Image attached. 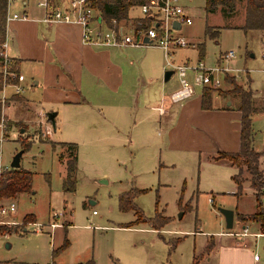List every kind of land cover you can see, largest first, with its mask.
<instances>
[{
  "label": "rangeland",
  "instance_id": "obj_1",
  "mask_svg": "<svg viewBox=\"0 0 264 264\" xmlns=\"http://www.w3.org/2000/svg\"><path fill=\"white\" fill-rule=\"evenodd\" d=\"M179 1L191 17V23H183L176 33L189 44L174 53L172 49L173 63L186 61L192 65L202 61L206 68L228 67L229 71L219 73L218 86H204L208 88L207 96L217 93L238 104L228 79L232 78V82L251 91L253 104L258 111H264V31L240 27L244 2L238 1L235 11L225 14L220 7L206 12L204 0ZM14 10L19 11L20 6L12 3L10 13ZM131 13H139V9L135 7ZM206 26L217 28L218 34L213 37L205 33ZM198 43L203 44V58L198 56ZM227 50H233L234 57L219 59ZM127 51L136 58L161 61L164 68L158 75L154 74L158 79H163L165 70H173L166 63L164 50L157 45L147 44ZM20 72L27 79L22 93L35 104L36 115L48 111L60 113L61 104L54 97L31 90L29 66L22 65ZM186 74L188 80L198 84L191 70ZM178 85V75L173 72L163 80L164 95ZM195 88L194 96H197L200 88ZM13 104L26 114L22 118L14 112L4 115V105L1 107L0 169L9 168L12 156L30 140L19 159L20 167L32 174L30 189L10 199L15 203V218L31 212L36 219L27 215L19 224L0 227V264L8 259H32L36 264H73L87 258L94 264H264V236H248L247 242L241 240L235 245L233 237L223 233L235 229L237 224L234 221L233 228H226L220 207L232 209L234 219L247 225L249 231L261 230H250L251 223L257 222L249 218L255 208V198L254 191L247 187L250 175L245 166L241 167L244 188L237 193L231 178L236 172L234 166L211 156L215 153V143L230 142V122L224 125L222 118L213 117L197 128L182 121L179 124L176 116L171 122L151 125L147 130L143 123H137L131 131L132 122L112 125L101 119L76 127L72 119L76 120L79 114L63 109L53 127L42 116L40 122H32L33 115L25 110L24 100ZM251 127L259 147L264 138V115L253 118ZM177 138L183 145L181 149L175 146ZM62 142H74L78 147L73 190L67 189L63 182L66 148ZM132 187L146 188L132 200L144 216L161 221L159 229L141 230L137 227L143 222H134L137 216L134 208L119 209V193ZM260 201L264 205L261 197ZM66 217L72 222L66 232L64 227L56 228L51 235L48 228L34 232L31 226L26 227L27 231L20 227L28 220L46 223L48 218L64 225ZM15 218L11 215L8 219L18 221ZM64 236L70 244L58 248ZM210 240L214 245L212 251L206 249ZM232 246L233 251L228 249ZM253 254L258 258L253 260Z\"/></svg>",
  "mask_w": 264,
  "mask_h": 264
},
{
  "label": "crops",
  "instance_id": "obj_2",
  "mask_svg": "<svg viewBox=\"0 0 264 264\" xmlns=\"http://www.w3.org/2000/svg\"><path fill=\"white\" fill-rule=\"evenodd\" d=\"M38 1L7 0V13L12 12L11 5L13 3L20 6L19 11L14 10L16 13L27 15L26 19H11L6 22L5 50L7 55L15 62L16 70L19 73H22L20 72L22 65L29 66V71L32 74L31 82L29 83L32 91L40 90V94L54 97L61 104L62 110L69 109L73 110L76 115L79 114L76 120L72 119L76 127L93 123L95 119H101L112 125L118 123L126 125L132 122L130 125L131 131L137 123H143L144 130H147L152 128L151 125L161 126L164 122H171L178 116L179 124L182 121L199 128L200 124L205 120L220 117L223 119L224 125H228V122L231 124V140L225 144L222 142L215 143V153L211 156L217 160H226L234 166L237 172L238 168L236 165L226 158L217 157V155L220 151L236 152L239 150L240 112L237 109L238 104L235 105L233 100L217 93L207 96L206 92L203 99L202 87L204 85L195 84V82H193L194 93L190 98L181 102V104L171 101L168 95H164L163 79H158V76H154L155 73L158 75L161 69L164 68L161 61L144 60L143 58L128 55L127 49L139 46L83 43L80 36L81 29L77 23L47 22L43 19L45 14L55 7H68L69 0H48L47 7L40 6ZM135 7L139 9V13H131V10L135 9ZM93 13L95 15L92 21L93 26L101 28L109 26L106 20L100 16L98 9L93 8ZM143 16L145 14L141 11L140 5H133L128 9V19L120 21L117 25L123 30L130 29L133 25L132 19L142 18ZM259 31L263 33L264 30ZM188 44L189 42L186 45ZM179 47L181 46L173 47V53ZM121 54L126 55L121 57ZM166 63L165 65H167ZM13 81L21 86V90L17 92L12 83L4 87L3 95L7 100L4 102V106L0 104L5 109L1 108L2 117L3 114L8 115V113L14 112L19 115L18 118H22L26 113L18 110L13 103L17 102V100H24L27 103L25 110H29L31 115H33L32 122L35 120L37 123L38 120L40 122L41 116L47 121L46 112L41 113V116L40 114L36 115L38 112L34 110L35 104L22 93L24 83L27 85L26 77L23 75L22 81ZM196 86L200 88V93L194 96ZM205 99H208V101ZM176 103L178 106L174 105ZM62 110H60V113L56 111L55 122L58 115L62 114ZM258 115H264V111L254 112L251 115V123L253 118ZM231 120L233 121L231 122ZM234 120L236 121L234 122ZM47 130L50 131L49 129ZM175 144L179 149L183 147L179 138H177ZM256 144V138L251 127V145L259 152L258 167L264 176V138L259 147ZM194 148H197V146L195 145ZM1 169L4 170L6 167ZM243 185L244 181H242L241 192L244 188ZM247 187L250 188L249 185ZM11 215L15 218V213ZM27 215H31V218L36 219L31 212H27L15 219L20 220ZM234 218L231 227L233 228L234 221H236L237 227L229 230L237 232L241 230L244 223ZM48 220L54 219L48 218ZM141 222H143L141 223L143 225L137 228L141 230L153 229L150 225H147V227L144 221ZM68 226L71 227L72 222L66 217L64 225L61 227H64L66 232ZM108 226L111 227V225ZM258 229H260L258 223H251L250 230ZM223 233L227 234L226 231ZM228 235L233 237L235 245H237L235 242L246 241L247 237L250 236ZM210 237H213V235H210ZM64 238L67 239L65 236ZM69 244L70 241L67 239V246ZM235 245L233 246L236 247ZM6 246H8L7 243ZM233 246L228 249L233 251ZM89 259H79L73 264L84 263ZM36 263L32 259H8L4 264Z\"/></svg>",
  "mask_w": 264,
  "mask_h": 264
},
{
  "label": "built area",
  "instance_id": "obj_3",
  "mask_svg": "<svg viewBox=\"0 0 264 264\" xmlns=\"http://www.w3.org/2000/svg\"><path fill=\"white\" fill-rule=\"evenodd\" d=\"M38 4L43 7H47L48 0H39ZM141 11L148 15L151 19V23L148 26L132 25L130 29L123 30L117 24L114 19L110 20L111 25L105 27H97L92 25L94 19L93 8L88 4L87 0H69L68 7L61 8L55 7L49 10L44 20L47 22H65V23H77L80 26L81 41L87 44L96 45H117V46H142L147 44L157 45L162 48L166 54L167 63L173 67V72L178 75L179 85L177 88L169 92L168 97L173 102H183L190 98L194 93L193 82L187 79V70H191L194 73V78L201 85H208L210 87H216L220 84L219 73L229 71L228 67H213L206 68L202 61H197L195 64L190 65L188 62H182L174 64L170 59L172 56V49L175 46H184L188 41L180 34L176 33L178 28L172 25V21L179 23V28L183 23H191V17L188 16L181 5L179 0H146L140 4ZM27 15L24 13H7L6 22L11 19H26ZM157 23V25H155ZM147 38V41L144 40ZM6 41L4 40L0 44V70L2 74V85L0 88V104H4L5 97L3 95V89L6 85L12 83L16 91L21 90V86L18 83L12 82L13 80L22 81L23 74L11 67L12 59L6 53ZM233 50H227L219 55L220 59H230L234 57ZM0 128L3 129V119L0 121ZM1 172V171H0ZM259 195L264 200V180L259 188ZM15 210V203L12 199L0 196V227L3 224H16L20 223V220H9L13 211ZM93 212H95L93 210ZM63 224L55 221L48 220L46 223L39 222L37 220H28L24 224H20L23 230H26L27 226L32 227V231L41 232L45 228L49 229V234L57 227H61ZM2 231H0L1 233ZM227 234H235L240 236H264V230L249 231L247 225H243L240 231L233 232L227 231ZM3 234H6L3 231ZM257 254H253V259H257Z\"/></svg>",
  "mask_w": 264,
  "mask_h": 264
},
{
  "label": "trees",
  "instance_id": "obj_4",
  "mask_svg": "<svg viewBox=\"0 0 264 264\" xmlns=\"http://www.w3.org/2000/svg\"><path fill=\"white\" fill-rule=\"evenodd\" d=\"M146 0H87L89 5L93 8L99 10L100 16L106 20L108 25H111L110 20L114 19L115 24L120 21L128 19V9L133 5H140ZM238 1L244 2V15L243 21L240 24L244 30L247 29H257L264 30V0H204V9L206 12H213L218 7L221 8L223 13L230 14L235 11L236 4ZM6 14H7V0H0V44L5 40L6 34ZM151 22L148 15L142 18H133L132 23L134 26L142 25L148 26ZM205 33H210L211 36L215 37L218 34L217 28H212L211 26H206ZM198 55L203 58L204 47L202 43L197 45ZM1 64V58H0ZM11 67L16 70L15 62L13 61ZM227 79V77H226ZM233 84L232 93L236 94L238 97L237 109L240 112V127H239V150L236 152H226L220 151L217 157L226 158L232 164L237 166V172L234 173L231 178L236 184V192L240 193L242 189L241 178V167L244 165L245 170L250 175L249 187L254 191L255 198V208L249 214V218L256 221L261 230H264V205H262L259 197V188L264 180L262 171L258 167V157L259 152L256 151L251 145V115L257 112V107L253 104L252 93L249 89H243L232 82V78H228ZM2 74L0 70V88L2 85ZM206 87L203 88L202 96L203 99L206 94ZM1 105H0V120H1ZM26 142L22 150H24ZM62 145L66 148V171L63 178V182L66 188L73 190L76 183V178L74 176L76 159H77V146L74 142H62ZM61 157V156H60ZM31 172L28 169L22 167H9L0 172V196L3 197H13L16 193L24 192L30 189L31 186ZM146 188L132 187L128 190L122 191L118 195V205L119 209L127 210L129 208H134L137 216L134 222L147 221L150 223V227L153 229H159L161 227V221L150 217L144 216L140 209L133 202L132 198L144 192ZM27 216H24L26 219ZM177 242V240H175ZM175 242V243H176ZM67 245V239L64 238L62 244L58 248H63ZM213 247L212 241H207L206 249L208 251ZM57 249H53L52 253H55ZM78 264H94L92 260H88L84 263Z\"/></svg>",
  "mask_w": 264,
  "mask_h": 264
},
{
  "label": "water",
  "instance_id": "obj_5",
  "mask_svg": "<svg viewBox=\"0 0 264 264\" xmlns=\"http://www.w3.org/2000/svg\"><path fill=\"white\" fill-rule=\"evenodd\" d=\"M155 25H157V23H155ZM172 25L175 28H179V23L177 21H172ZM145 41H147V38H144ZM173 73V70L168 69L164 71V75H163V80H167L170 75ZM55 115H56V111H48L46 112V119L48 120V122L51 123V125L53 127H55ZM21 131H23V129H21ZM22 153V149L17 151L11 158L10 161V166L11 167H19L20 166V156ZM219 211L223 214L224 216V220H225V227L226 228H231L232 226V222H233V217H234V212L232 209H228V208H223L220 207Z\"/></svg>",
  "mask_w": 264,
  "mask_h": 264
}]
</instances>
